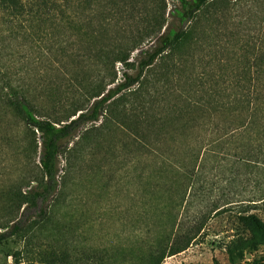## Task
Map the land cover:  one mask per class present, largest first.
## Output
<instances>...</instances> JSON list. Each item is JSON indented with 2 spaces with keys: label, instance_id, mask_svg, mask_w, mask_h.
Segmentation results:
<instances>
[{
  "label": "trees",
  "instance_id": "trees-1",
  "mask_svg": "<svg viewBox=\"0 0 264 264\" xmlns=\"http://www.w3.org/2000/svg\"><path fill=\"white\" fill-rule=\"evenodd\" d=\"M173 1L170 15L178 28L164 27V0H159L149 20L140 19L144 28L138 39L151 41L144 57L136 62L133 75L123 72L122 81L115 82L116 63L124 69L133 67L128 62L130 49L105 44L98 50L87 49L85 57H103L107 73L94 82H78L77 100L55 101L52 90L46 89L43 98L61 109L59 113L38 106L30 81L23 78L35 76L32 65L38 59H25L23 77L4 72L0 78L2 115L18 119L31 133L38 134V142L34 137L31 149L33 153L38 149L41 178L32 188L15 190L9 198L7 210L18 216L11 225H0L4 230L0 242L53 217L50 200L59 192L56 165L60 142L101 118H115L121 125L131 119L136 161L143 156L153 159L151 166L162 179L160 184L177 186L181 197L186 191L193 192L201 170L219 157L257 176L253 181L256 190L245 200L242 211L264 210V28L240 32L239 28H196L201 19L213 18L206 15L238 0ZM131 10V0H0V28L6 33V48L13 42H27L36 51L46 50L50 55L45 42L54 39L51 29H99L132 19ZM236 42L239 45L233 51ZM191 46L202 53L199 70L182 73L187 60L179 53ZM191 94L195 100L189 99ZM171 95L173 101L168 100ZM178 97L183 100L181 105L175 103ZM219 208L210 212L218 213ZM207 215L186 225L174 224L173 217L169 230L163 228L167 233L162 232L144 250L114 242L89 253L90 258L97 264H133L134 259L138 264H160L164 257L184 251L193 242ZM241 220L264 242V223L255 214Z\"/></svg>",
  "mask_w": 264,
  "mask_h": 264
},
{
  "label": "rangeland",
  "instance_id": "rangeland-1",
  "mask_svg": "<svg viewBox=\"0 0 264 264\" xmlns=\"http://www.w3.org/2000/svg\"><path fill=\"white\" fill-rule=\"evenodd\" d=\"M131 1L133 18L123 23L112 22L99 29H51L54 39L45 42L50 55L46 50L36 51L27 42H13L6 48V33L0 28V78L4 72L23 77L25 59H38L32 65L34 78H23L30 81L31 90L38 96V106L59 113L61 109L43 98L46 89L52 90L55 101L77 100L78 82H94L107 73L104 58H86L87 49L98 50L105 44L130 49L128 62L133 67L124 69L116 63L115 82L122 81L123 72L133 75L136 62L144 57L151 41L145 37L138 39L144 28L140 19L150 18L160 2ZM164 5V27L178 28L177 20L170 15L175 2L164 0ZM220 9L205 16H213L210 19L214 23L203 18L196 28H239L237 32L264 28L263 0H238ZM233 45L235 51L239 43ZM179 54L187 60L182 73L199 70L202 53L191 46ZM191 96L189 99L195 100ZM173 97L168 100L173 101ZM182 102L179 97L175 100L177 105ZM1 110L0 101V225L9 226L18 216L7 210L9 198L15 190L24 192L32 188L41 173L38 149L36 153L31 149L34 137L38 142V134L31 133L18 119L2 115ZM130 124L131 119L121 125L115 118H101L81 126L60 142L56 165L59 192L50 200L53 217L0 242V264H97L89 253L108 243L119 242L127 248L144 250L162 232L167 233L163 228L169 230L173 217L174 224L186 225L207 214L203 229L193 242L184 251L164 257L160 264H264L263 239L241 220L242 216L255 214L264 223L262 207L242 211L245 200L256 190L253 181L257 176L218 157L201 170L193 192L186 191L181 197L177 186L160 184L162 179L151 166L153 159L143 156L136 161ZM215 207L222 210L210 212ZM133 264L138 262L134 259Z\"/></svg>",
  "mask_w": 264,
  "mask_h": 264
}]
</instances>
